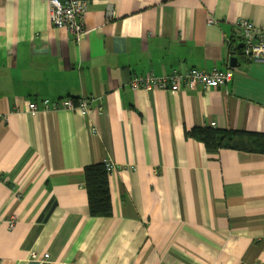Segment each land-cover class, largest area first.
Instances as JSON below:
<instances>
[{
	"label": "crops",
	"instance_id": "0c3cea01",
	"mask_svg": "<svg viewBox=\"0 0 264 264\" xmlns=\"http://www.w3.org/2000/svg\"><path fill=\"white\" fill-rule=\"evenodd\" d=\"M87 4L75 40L45 0H0V264H264V153H210L186 135L264 133V62L241 57L237 29L264 27V0ZM191 67L232 78L130 88L133 75ZM81 96L86 114L27 110ZM104 160L112 212L91 216L83 168Z\"/></svg>",
	"mask_w": 264,
	"mask_h": 264
},
{
	"label": "built area",
	"instance_id": "2783aa9c",
	"mask_svg": "<svg viewBox=\"0 0 264 264\" xmlns=\"http://www.w3.org/2000/svg\"><path fill=\"white\" fill-rule=\"evenodd\" d=\"M48 3V17L53 26L64 27L74 35L75 40L81 39L87 29L84 24V14L88 4L87 0H45ZM211 21V20H210ZM237 29L240 33L241 47L239 54L246 61L264 62V27L253 24L250 20L241 18L237 21ZM232 78V70L227 68L210 70L195 67L186 70L171 69L167 74L156 75L150 72L147 75H133L130 79L131 89H162L178 91L181 87L195 89L216 88L226 84ZM92 97H64L42 98L39 103L29 102L28 112L35 115L40 110H79L86 114L90 109ZM2 119H6L1 115ZM105 168L110 171L114 164L104 160ZM8 226L13 228L16 223L14 216L6 219ZM34 256V254H32Z\"/></svg>",
	"mask_w": 264,
	"mask_h": 264
},
{
	"label": "trees",
	"instance_id": "16d2710c",
	"mask_svg": "<svg viewBox=\"0 0 264 264\" xmlns=\"http://www.w3.org/2000/svg\"><path fill=\"white\" fill-rule=\"evenodd\" d=\"M186 135L203 142L210 153H214L222 147L264 153V133L247 134L240 130L194 127L186 131ZM244 135L252 136V139H236ZM83 175L90 215L99 217L110 215L112 204L108 185V170L105 168L104 162L84 166Z\"/></svg>",
	"mask_w": 264,
	"mask_h": 264
},
{
	"label": "water",
	"instance_id": "95a60500",
	"mask_svg": "<svg viewBox=\"0 0 264 264\" xmlns=\"http://www.w3.org/2000/svg\"><path fill=\"white\" fill-rule=\"evenodd\" d=\"M238 46L241 47V43L238 44ZM230 65H231V66L236 65V57H231V58H230Z\"/></svg>",
	"mask_w": 264,
	"mask_h": 264
}]
</instances>
